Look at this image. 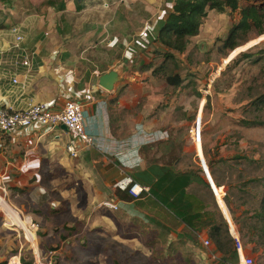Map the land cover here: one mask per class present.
Masks as SVG:
<instances>
[{
    "label": "rangeland",
    "instance_id": "1",
    "mask_svg": "<svg viewBox=\"0 0 264 264\" xmlns=\"http://www.w3.org/2000/svg\"><path fill=\"white\" fill-rule=\"evenodd\" d=\"M238 1L240 7L253 6L264 12V0ZM49 2L54 5L51 6ZM59 2H64L71 9L61 15L56 6ZM73 2L0 0V38H8L6 34L15 26L27 39H33V44L41 36L58 35V26L61 33L68 35L87 30L86 27L79 29V22L74 19ZM129 2H133V8L126 13L130 19L129 26L142 18L150 27L146 30L154 35L157 23L153 20L165 17L173 4V0ZM143 2L160 5V10L156 13L145 12L141 8ZM109 12L105 17H114ZM67 18L72 19V26L68 23L65 25ZM239 19V10L233 13L228 9L225 13H207L199 35L191 39L183 54L176 55L177 69L174 72L183 79V84L178 88L167 86L163 80L154 78L151 70L143 69L145 66L154 69L162 61V48L155 39H148L149 42L144 43L135 38L129 43L127 52V45L123 43H112L115 49L113 53L105 43L94 55L86 50L89 44H83L80 52H87L82 62V71L87 74L96 67L106 70L108 60L118 59L119 62L112 68L119 75L114 84L120 90L118 95L127 93L130 84L137 85L132 91L133 99H130L138 102L137 107H132L133 102L122 103L129 107L128 121L142 117L145 123L154 127L156 135L157 131L162 134L160 139L156 136L147 143L155 139L163 140L143 147L145 150L142 153L147 163L171 165L181 172L191 170L198 177L205 178L199 158L204 159L205 163L206 159L211 160L219 178L230 188L228 197L241 212L239 204L242 201L246 203L244 207L247 210L259 202L262 188L252 180L264 177V125L245 126L243 122L264 121V109L257 112L249 106L248 87L253 86L257 75L250 61L238 67L237 64L228 66L242 51L264 52V35L258 38L253 30L246 44L232 52L224 51L222 42ZM133 32L137 30L131 31L130 37H133ZM123 52L127 57L122 56ZM137 72L140 75H136ZM261 83L256 81L260 91ZM112 114L118 116L121 111ZM198 117L200 122L196 130ZM127 132L128 129L119 134L125 136ZM91 139L93 141L95 138ZM202 144L208 151L206 159ZM167 145L170 148L166 149ZM49 177L52 179L51 185H48V177L44 182L47 183L45 196L30 197L28 203L9 202L3 188H0V198L16 216L13 220L0 209V264H215L208 250L210 246L201 244L199 238L195 241V237L184 235L181 227L173 228L177 235L172 236L132 213L126 215L118 209L104 207L102 203H89L85 195L87 189L74 187L73 177L67 171L57 170ZM244 183L249 193L237 195L236 199L235 188ZM195 187L200 188L197 183ZM116 188L123 190L118 186ZM224 193L226 189H221L218 196L222 199ZM238 196H243V200ZM220 198L219 206L225 210ZM27 211L33 216V220L30 218L31 226L34 225L30 234V227L24 222L29 217ZM162 221H165V227H171L167 219ZM255 248L258 255L256 263L264 264V241Z\"/></svg>",
    "mask_w": 264,
    "mask_h": 264
},
{
    "label": "crops",
    "instance_id": "2",
    "mask_svg": "<svg viewBox=\"0 0 264 264\" xmlns=\"http://www.w3.org/2000/svg\"><path fill=\"white\" fill-rule=\"evenodd\" d=\"M132 4L133 2L130 3L129 0H81L79 12L76 11L75 4L72 6L74 15H76L73 17L76 22H79V29L86 27L87 30L68 35L61 33L62 30L58 26V35L41 36L34 44L33 39H27L23 33V48L29 56L30 53H34L31 57L30 67L21 65L23 55L12 48L14 38L10 30L6 34L8 38H0V104L10 110H20L33 104L45 103L57 110L66 100L80 102L83 106L86 132L90 137L95 138L91 147L82 149L77 138L61 127L53 131L35 127L17 133H0V188H3L9 202L28 203L30 197L45 196L47 183L44 182L47 181V177L48 185H51L49 183L52 179L49 176L54 171L63 170L71 174V178L73 177L74 187L81 188L83 186L87 189L85 195L89 198V203L110 202L117 206L118 211L120 210L126 215L132 213L155 227H165V221H162L164 219L171 223L169 228L177 227V222L173 220L172 214L151 205L149 200L151 196L142 195L139 200L128 201L130 196L127 191L116 188V185L121 181L131 180L138 183L134 181L135 174L145 171L151 164L145 160L142 153L143 147L156 143L162 135L159 131L156 135L154 127L151 128L143 121L142 117L128 121L130 119L129 107L126 108L123 104L125 101L129 104L133 102L132 107H137L138 102L130 100L133 99L132 91L137 85L130 84L124 95H118L120 90H117L115 86L111 91L99 86L100 76L112 70L119 62L118 59L111 62L108 60L106 70H103V67L100 69L96 67L89 74L82 71L83 57L87 53L80 52L83 44H89L86 50L92 51L91 55H94L98 53V48H102L104 43L108 44L107 47L112 53L115 52L114 46H111L112 43H123L125 46L127 45L125 51L127 52L129 43L135 38L144 43L149 42L148 39L150 41L155 39L156 31L155 35L153 32L147 31L146 29L150 27L144 19L139 18L129 26L130 19L126 13L131 10V7L133 8ZM160 7V5L143 2L141 8L145 12L155 11L156 13ZM65 9L61 11V15L69 11L71 7L65 5ZM107 12L114 17H105ZM155 13L152 15L153 17ZM65 20V25L67 23L73 25L71 18ZM153 21L154 23L158 22L156 19ZM74 29L77 30L76 27ZM134 29L137 32H133V37H130V32ZM1 35L4 34L1 33ZM125 52L122 54L123 57H127ZM89 67L91 66L89 65ZM136 75H140V73L137 72ZM13 80L17 82L13 83ZM114 111H118V113L121 111V114L115 116L112 114ZM124 127L128 129V132L127 135L122 136L119 133L126 130ZM156 136H158V140L146 142ZM69 144L78 146L79 151L75 157L70 156L66 150ZM156 164L163 166L161 163ZM164 166L172 168L171 165ZM216 179L221 186L219 188L215 186L216 196L214 195V197L221 214L228 223L229 234L233 240L239 239L243 255L251 257L256 262L258 255L255 253V247L264 241V235H260L258 231L260 224L252 218L254 210L258 208L257 200L255 202L257 205L248 210L244 207L246 203L242 201L239 204L240 212L237 204L228 197L231 208L234 210L235 223L223 201L230 188L226 186L223 179L219 178L217 172ZM238 188L248 195L246 187ZM238 188H235L236 199L237 195L241 194ZM221 189H226L222 199L218 196ZM219 198L222 200L225 210L219 206ZM7 208V204L0 198V209L14 220L16 216ZM210 209L209 206H206L201 210V232H197V237L201 244L203 240H209L210 257L216 261L215 264H218L220 255L208 238L210 224L213 222L209 223ZM26 214L33 220L29 211ZM195 225L197 226V222ZM179 227L183 229L184 225ZM254 227L255 229H253Z\"/></svg>",
    "mask_w": 264,
    "mask_h": 264
},
{
    "label": "trees",
    "instance_id": "3",
    "mask_svg": "<svg viewBox=\"0 0 264 264\" xmlns=\"http://www.w3.org/2000/svg\"><path fill=\"white\" fill-rule=\"evenodd\" d=\"M75 2L76 11L79 12L81 0H73ZM49 4L54 5L53 2ZM57 10L65 9V3L59 2ZM231 13L239 10L240 19L236 25L232 26L228 32L226 39L222 42L224 51H233L243 46L249 41V33L255 31L256 36L264 35V12L256 7H240L238 0H173L171 11L167 16L157 22L155 41L161 46V63L154 69L145 66L144 70H151V75L159 80H163L167 86L178 88L183 84L182 77L175 73L176 55L183 54L191 39L199 35L203 21L207 17L209 11L217 13H225L226 10ZM250 61L252 67L257 71L256 78L252 85L248 87L250 94L249 106L257 112L264 109V52L257 53L242 52L233 59L231 64H237V67L245 62ZM256 81H261L262 90L256 87ZM208 104V101H207ZM245 126H263L264 121H244ZM170 145L166 146V149ZM145 150V148H144ZM203 156L206 159L207 150L202 144ZM238 159V158H237ZM223 161V160H222ZM177 163V161H176ZM211 178L217 188L221 184L216 179V168L211 160L206 159ZM201 172V169H199ZM141 185L148 186L151 192L150 203L152 206L159 207L161 211H167L173 215V220L177 222V226L184 225V235L195 237L197 241V232H201V210L206 206L211 208L209 214V223L211 228L208 238L213 243L216 252L220 255L218 264H238V255L235 250L234 240L229 234L228 223L221 214L216 203L213 192L206 183L205 178L198 177L194 171L188 170L181 172L174 167L159 166L151 163L145 171L135 174V180ZM259 184L262 188L258 208L254 210L252 218L260 224L259 234L264 235V177L258 180H252ZM199 184L200 188L195 185ZM247 184H242L245 187ZM239 189V188H238ZM241 195L245 192L239 189ZM131 199V198H129ZM243 200V196H238ZM208 200V201H207ZM223 201L234 220V210L228 198V194ZM197 222V226L195 223ZM236 223V222H235ZM168 234L176 236L177 233L173 228L162 227ZM255 229V227L253 228Z\"/></svg>",
    "mask_w": 264,
    "mask_h": 264
},
{
    "label": "built area",
    "instance_id": "4",
    "mask_svg": "<svg viewBox=\"0 0 264 264\" xmlns=\"http://www.w3.org/2000/svg\"><path fill=\"white\" fill-rule=\"evenodd\" d=\"M10 33L14 38L12 48L23 55L21 65L30 67L31 57H33L34 53H30L29 56L23 48V33L17 26L11 28ZM16 82V80H13V83ZM83 113V106L80 102L73 100H66L63 102L62 107L57 110L45 103L33 104L20 110H10L0 104V133H17L31 130L35 127L53 131L60 126H64L67 132L77 138L80 147L85 149L86 147H91L93 141L86 132ZM66 150L72 157H75L79 151L78 146L73 144H69ZM116 186L126 190L132 200H139L142 198V195L151 196L149 187L132 182L131 180H127L126 182L121 181ZM102 205L113 210L117 209V206L110 202H104ZM202 244L206 247L210 246L208 239L203 240ZM234 246L238 255V264H257L251 257L243 255L242 245L238 238L234 240Z\"/></svg>",
    "mask_w": 264,
    "mask_h": 264
},
{
    "label": "water",
    "instance_id": "5",
    "mask_svg": "<svg viewBox=\"0 0 264 264\" xmlns=\"http://www.w3.org/2000/svg\"><path fill=\"white\" fill-rule=\"evenodd\" d=\"M255 45H257V44H255ZM242 52H244V51H242ZM118 79H119L118 73L116 71H114V70H111V71H109L107 73H104V74H102L100 76V78H99V86H101L103 89H105L107 91H111L113 89L114 84L118 81ZM199 122H200V118L198 117L197 118V123H196V130H198ZM60 127H61V129L66 131V128L64 126H60ZM199 161H200V166H201V169H202L204 177H205V181L209 185V187H210L211 191L213 192V194L216 196L215 185L213 183V180L211 178V175L209 173V170H208V167H207V165L205 163V160L202 159V158H199Z\"/></svg>",
    "mask_w": 264,
    "mask_h": 264
},
{
    "label": "bare ground",
    "instance_id": "6",
    "mask_svg": "<svg viewBox=\"0 0 264 264\" xmlns=\"http://www.w3.org/2000/svg\"><path fill=\"white\" fill-rule=\"evenodd\" d=\"M25 221V224H27L29 227H30V229L28 230V233L30 234V232L32 231V226H31V224H30V218L29 217H27L26 219H24ZM27 230V229H26ZM30 231V232H29Z\"/></svg>",
    "mask_w": 264,
    "mask_h": 264
}]
</instances>
